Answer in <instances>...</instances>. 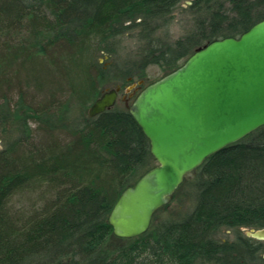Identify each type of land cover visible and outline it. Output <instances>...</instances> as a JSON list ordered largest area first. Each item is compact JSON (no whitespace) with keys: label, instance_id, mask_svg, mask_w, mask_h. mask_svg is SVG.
Instances as JSON below:
<instances>
[{"label":"trees","instance_id":"1","mask_svg":"<svg viewBox=\"0 0 264 264\" xmlns=\"http://www.w3.org/2000/svg\"><path fill=\"white\" fill-rule=\"evenodd\" d=\"M188 1L193 27L165 41L159 33ZM262 20L264 0H0V119L18 121L20 133L0 152V264H264L255 239L218 237L264 229V126L185 178L186 212L158 221L163 207L146 234L121 239L109 215L157 162L126 106L89 116L107 78L158 66L153 84ZM130 34L142 44L126 60ZM77 104L88 117L71 123Z\"/></svg>","mask_w":264,"mask_h":264},{"label":"water","instance_id":"2","mask_svg":"<svg viewBox=\"0 0 264 264\" xmlns=\"http://www.w3.org/2000/svg\"><path fill=\"white\" fill-rule=\"evenodd\" d=\"M127 89L131 116L151 145L157 165L115 203L109 224L114 236L134 239L152 227L185 178L211 156L264 126V20L239 38L198 49L179 69L142 89ZM121 86L109 88L89 109L94 118L119 100ZM247 235L264 241V229Z\"/></svg>","mask_w":264,"mask_h":264},{"label":"rangeland","instance_id":"3","mask_svg":"<svg viewBox=\"0 0 264 264\" xmlns=\"http://www.w3.org/2000/svg\"><path fill=\"white\" fill-rule=\"evenodd\" d=\"M189 5H191L190 1L184 2L176 10V12L173 15L171 25L168 28H166L164 31L162 30L159 33L162 39H164L165 41H175L179 39L181 36H183L187 31H189L193 27L195 17L189 11ZM139 40L140 39L137 35L130 34L128 37H126V39H124L121 42L122 58L127 60L130 56H134L135 54L137 55V53L139 52V47L142 44V43H139L140 42ZM98 59H99L100 65L108 69V77L116 74L115 69H109L113 66V59L111 56H109L106 52H102L98 56ZM122 63H124V61ZM138 69L139 67L137 68L136 71H138ZM161 75H162V71L160 67L151 66L150 68L147 69V71L144 72L142 76L138 74L137 76H133L132 78H130L128 81H112V79H109L106 77L108 80L105 86L103 87V91L109 88L111 89L117 86H121L122 89L119 95L118 104L121 106L122 105L126 106V101L124 100V97H126V99L130 101V103L132 104L135 96L139 93L138 91L136 95L134 96V98L130 100L129 93H127V89L129 87L133 86L134 84H139L140 82H142V85H137L138 89L141 86L146 87L151 82L159 79ZM80 106L81 105L77 104L75 107H72V108L70 107L71 113H70V116L68 117V120H70L71 123L82 122L88 117L87 109H84ZM18 131H19L18 121L9 120V119H0V152L8 149L10 145H12V143L16 141L17 138H19L20 133ZM184 186L185 184L181 186L180 189L174 194L172 201L167 206H165L164 209H161L158 212L156 216V219L158 221L163 220L165 218H171V217L176 218L180 216V214L188 210L191 199L188 196V193L186 192L187 189ZM27 193H28L27 194L28 198H23V197L16 198L14 202L16 206L23 207L25 204L28 203L26 199H29L30 197H32V195L30 192H27ZM248 232H249L248 229H242L240 231L225 230L222 233H220L218 237L224 242L226 241L234 242L238 238L239 235L250 238L247 235Z\"/></svg>","mask_w":264,"mask_h":264},{"label":"flooded vegetation","instance_id":"4","mask_svg":"<svg viewBox=\"0 0 264 264\" xmlns=\"http://www.w3.org/2000/svg\"><path fill=\"white\" fill-rule=\"evenodd\" d=\"M257 242H258L257 246L260 249V258L264 259V241H257Z\"/></svg>","mask_w":264,"mask_h":264}]
</instances>
